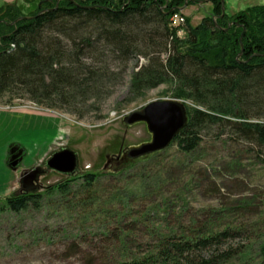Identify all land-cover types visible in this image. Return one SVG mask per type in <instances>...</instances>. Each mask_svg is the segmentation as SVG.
<instances>
[{
	"label": "trees",
	"instance_id": "trees-1",
	"mask_svg": "<svg viewBox=\"0 0 264 264\" xmlns=\"http://www.w3.org/2000/svg\"><path fill=\"white\" fill-rule=\"evenodd\" d=\"M57 1L16 0L0 8V98L22 94L44 108L66 106L76 112L78 106L108 98L122 82L127 65L143 57L146 64L137 66L130 76V93L140 96L170 85L174 99L192 105L186 106L187 125L171 144L179 157L198 150L207 125L227 124L236 141L253 146L264 164L263 5L219 18L220 0H209L212 11L197 26L185 19L186 35L181 41L169 19L184 0H60L56 8ZM20 18L31 19L17 21ZM230 23L234 24L228 27ZM111 63L124 67L113 71ZM162 153L137 160L133 166L153 162ZM174 163L180 166L182 161L174 159L171 168ZM156 168L151 187L147 190L142 185L140 194L115 193L102 202L94 190L87 198L78 197V191L72 197L70 206L87 204L93 209L97 204L101 217L119 221L117 234L110 239L120 247V254L107 260L116 264L248 262L246 247L231 243L242 228L221 220L226 210L213 211L215 220L194 218L187 228L180 221L170 222L174 207L164 202L156 214L167 217L155 225L149 214V195L162 190L180 172L172 173L162 163ZM97 179L92 172L76 173L39 192L14 193L4 199L1 210L20 213L54 192L69 198L70 184L80 181L79 190L88 191ZM139 179L146 185L151 180H145V175ZM261 198L264 203V193ZM230 211L235 214L238 209ZM140 223L148 229L149 225L157 227L145 243L130 237ZM144 246L147 253L140 251ZM257 247L251 262L264 264V240Z\"/></svg>",
	"mask_w": 264,
	"mask_h": 264
},
{
	"label": "rangeland",
	"instance_id": "rangeland-1",
	"mask_svg": "<svg viewBox=\"0 0 264 264\" xmlns=\"http://www.w3.org/2000/svg\"><path fill=\"white\" fill-rule=\"evenodd\" d=\"M4 1L6 0H0V8L5 5ZM190 6L187 4L183 11L180 7L178 12L184 20L190 19L191 26H197L212 11V6H204L201 9L196 8L199 11L190 13ZM200 15L203 17H199ZM184 25L186 26V21ZM185 35L186 33L182 34L181 41L185 40ZM165 57L162 53L161 59L164 60ZM144 64L146 59L143 57L130 62L122 82L114 87L108 98L88 102L87 107L78 106L76 112L66 106L61 109H47L32 103L22 94L12 99L0 98V107L8 105L11 110L35 113L42 111L60 121V131L50 151L33 166L47 162L53 154L62 150L71 151L76 156V169L73 174L67 176L47 172L40 178L36 192L58 184L76 173L92 172L98 175L91 190H79L81 182L77 181L69 185V198L60 197L54 192L50 196H44L36 206L31 204L20 213L2 211L4 199L18 189L21 171L19 168L14 171L7 165V147L15 141L17 131L7 127L0 128V264H116L108 261L106 257H119L120 247L111 243L119 221L101 217L97 204L96 210L87 204L74 208L70 206L73 203L71 199L77 191L78 197L87 198L94 190L99 202L106 201L115 193H124V196L140 194V188L148 186L149 190L151 187L152 178L157 175L158 163L167 165L172 173L180 172L174 175V181L165 183L162 190L149 195V214L156 221L155 225H158V219L167 217L161 213L156 214L157 207H162L164 202L165 206L169 202L174 207L170 213V222L180 221L187 228L194 218L198 222H206L211 217L215 220L217 217L214 218L213 211L226 210L227 214L221 220L231 223L233 227L237 226V229L242 228L241 234L231 243L244 245L250 257L248 262L241 260L233 264H252L253 256L257 254V246L264 240V203L261 198L264 193V164L253 146L236 141L231 130L225 127L227 124L207 125L201 131L198 150L186 157H179L175 145H171L153 162L151 160L137 166L130 162L116 172L104 168L107 157L150 141L146 126L128 125V117L152 102L176 100L170 85L146 90L140 96L130 93V76L137 66ZM123 67L124 64H110L113 71ZM180 102L185 107L192 108L189 102ZM24 137L22 135L20 138L23 139L16 140L30 154L34 139ZM44 141L43 148L48 146V139ZM13 146L10 145L9 148ZM6 149L5 157L3 154ZM35 154L33 152V156L25 157L23 163L33 164ZM174 159L181 160L182 164L177 166L174 163L171 168L170 163ZM120 173L122 174L119 175ZM143 175L145 180L151 179L147 185L141 184L144 179L139 177ZM145 207L146 204L142 205V209ZM234 209H238L235 214L230 211ZM156 226L149 225L148 229L144 224H137L130 237L133 241L142 239L145 243L149 232L157 230ZM140 251L147 253L148 247L144 246Z\"/></svg>",
	"mask_w": 264,
	"mask_h": 264
},
{
	"label": "water",
	"instance_id": "water-1",
	"mask_svg": "<svg viewBox=\"0 0 264 264\" xmlns=\"http://www.w3.org/2000/svg\"><path fill=\"white\" fill-rule=\"evenodd\" d=\"M59 1L60 0L56 3V8ZM187 2L188 1L184 2V6L180 9L181 11L185 9ZM220 2L221 16L219 18H223L225 15L224 0H220ZM30 19L31 18H20L17 21ZM233 24L234 23H230L228 27H231ZM240 56L241 54L238 58ZM126 123L128 125L144 124L150 135V141L138 147L129 148L124 155L113 158L112 161L117 163H122L124 158H127L130 162L146 160L155 154L164 152L169 148L180 131L187 125L188 115L185 105L178 100L155 101L128 117ZM9 155L10 157L7 160L8 167L15 171L18 164L23 160L24 151L14 146L10 149ZM109 164L110 157H107L106 165ZM46 166L51 172L68 176L75 172L76 156L71 151L62 150L53 154L46 162ZM24 173L25 174L21 175V179L25 177L27 178L25 181L27 184L39 186L38 182L40 176L36 168L30 169Z\"/></svg>",
	"mask_w": 264,
	"mask_h": 264
},
{
	"label": "crops",
	"instance_id": "crops-1",
	"mask_svg": "<svg viewBox=\"0 0 264 264\" xmlns=\"http://www.w3.org/2000/svg\"><path fill=\"white\" fill-rule=\"evenodd\" d=\"M13 1L14 0H6L4 1V3H11ZM185 1L189 2L190 0H184V2ZM201 3L204 5H201ZM199 4L200 5L192 3L191 6L188 7L189 10L191 8L190 13H192L193 11H199L196 10V8L201 9L204 6H211L209 0H201ZM254 5L264 6V0H224L225 14L228 16L234 15ZM193 8L195 10H193ZM185 13L187 14L186 11ZM185 13L184 15L187 16ZM199 17H203V15H200ZM5 127H7V129L9 128L13 131H17V135L14 137L15 141L11 142L9 146L14 145L22 149L24 151L23 160L25 159V157H30V155L33 156V152H36V157L33 159V164L26 165L22 160L21 168L19 170L23 171L25 169L33 167L36 162H39V160L44 158V156L48 153V150L50 151V147L57 139V134L60 131V121L56 117H53L51 114H47L42 111L35 113L25 110H0V128ZM22 135H25L24 139H34V144L32 145L33 149L31 150L30 154L25 148L22 147V145L20 144L21 142L16 140L23 139L20 138V136ZM44 139H48V146L43 148V146L45 145ZM9 146L7 147L8 149ZM8 149H6L5 153L3 154L5 155V157L7 155L6 151Z\"/></svg>",
	"mask_w": 264,
	"mask_h": 264
},
{
	"label": "flooded vegetation",
	"instance_id": "flooded-vegetation-1",
	"mask_svg": "<svg viewBox=\"0 0 264 264\" xmlns=\"http://www.w3.org/2000/svg\"><path fill=\"white\" fill-rule=\"evenodd\" d=\"M11 149V148H10ZM10 151V150H9ZM127 152V150H121L119 151L115 156H111L110 157V164L109 165H105L104 168L105 169H109L113 172H116L117 170H119L120 168H124L125 166H127L130 161L127 159V158H124L123 162L122 163H117V162H114L112 161L113 158L117 157V156H122L124 155L125 153ZM8 157H10V155L8 154ZM22 162V161H21ZM21 162L18 164V166L16 167L17 168H21ZM36 168L38 170V174L40 176V178H42V175H44L45 173L47 172H51V170L46 166V161L44 163H42L41 165H37V166H33L31 168H28V169H25L23 171H21V175L25 174L24 172H27L28 170L30 169H34ZM22 177V176H21ZM27 178H22L20 179V184L18 186V189L16 191V193L18 194H28L29 191H35L37 188H39V186H35V185H29L27 184L25 181H26ZM40 180V179H39ZM39 184V182H38Z\"/></svg>",
	"mask_w": 264,
	"mask_h": 264
},
{
	"label": "built area",
	"instance_id": "built-area-1",
	"mask_svg": "<svg viewBox=\"0 0 264 264\" xmlns=\"http://www.w3.org/2000/svg\"><path fill=\"white\" fill-rule=\"evenodd\" d=\"M184 17L180 14H173L169 19V26L171 29L174 30L175 36L180 39L182 37V34H185L184 29ZM184 31V32H183ZM1 106V105H0ZM0 110H11L9 106L0 107Z\"/></svg>",
	"mask_w": 264,
	"mask_h": 264
}]
</instances>
